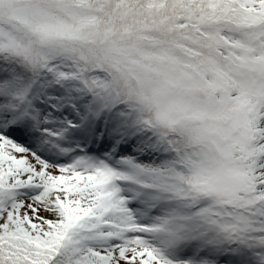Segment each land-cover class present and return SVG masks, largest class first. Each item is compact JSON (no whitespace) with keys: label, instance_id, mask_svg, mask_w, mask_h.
Instances as JSON below:
<instances>
[{"label":"snow or ice","instance_id":"snow-or-ice-1","mask_svg":"<svg viewBox=\"0 0 264 264\" xmlns=\"http://www.w3.org/2000/svg\"><path fill=\"white\" fill-rule=\"evenodd\" d=\"M0 264H264V0H0Z\"/></svg>","mask_w":264,"mask_h":264}]
</instances>
